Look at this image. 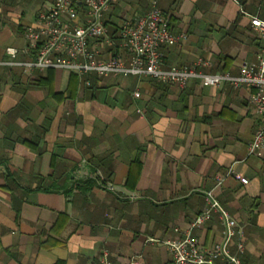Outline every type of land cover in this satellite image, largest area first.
I'll return each mask as SVG.
<instances>
[{
    "label": "crops",
    "instance_id": "obj_1",
    "mask_svg": "<svg viewBox=\"0 0 264 264\" xmlns=\"http://www.w3.org/2000/svg\"><path fill=\"white\" fill-rule=\"evenodd\" d=\"M52 1L0 0V59L6 47L27 48L17 58H32L24 30ZM149 7L110 5L109 35ZM158 7L170 31L185 35L161 46L165 67L200 59L203 72L237 75L256 61L263 41L250 20L264 19V0ZM112 37L118 43L117 32ZM250 92L196 79L180 89L147 76L0 68V264H98L103 250L115 264H167L159 241L182 236L208 194L236 220L242 259L264 264V142L249 152L260 123ZM222 228L212 213L191 234L208 248Z\"/></svg>",
    "mask_w": 264,
    "mask_h": 264
},
{
    "label": "built area",
    "instance_id": "obj_2",
    "mask_svg": "<svg viewBox=\"0 0 264 264\" xmlns=\"http://www.w3.org/2000/svg\"><path fill=\"white\" fill-rule=\"evenodd\" d=\"M117 1L53 0L50 7L37 14L34 26L24 30L23 37L28 41V48L33 50L32 58H17L21 53H28L27 48L6 47V56L0 59V68L18 66L26 72L57 69L71 71L78 76H147L180 89L191 79L206 87L222 84L233 88L246 86L251 90L249 103L260 120L248 145L249 152L257 153L264 142V19L253 17L250 20L263 41L256 61L244 63L237 75L207 73L200 68L208 63L200 59L189 67L163 65L161 46L178 43L185 39V35H175L170 31L158 7V0H149L150 7L146 13L121 21L116 43L108 33L104 13ZM105 47L108 51L103 56L102 49ZM120 51L127 56L126 60ZM85 84L89 85V81L85 80ZM133 95L138 97L139 93L134 92ZM138 112L142 114L140 110ZM230 172L239 182H248L239 173ZM104 186L112 190L110 183ZM208 196L207 206L195 215L182 236L159 241L170 254L167 264H253L241 257L244 242L236 220L215 197ZM212 213H216L222 223L221 238L214 245L201 248L191 230L208 220ZM98 264L115 263L109 259L108 251L103 250ZM129 264H136V261L132 260Z\"/></svg>",
    "mask_w": 264,
    "mask_h": 264
},
{
    "label": "trees",
    "instance_id": "obj_3",
    "mask_svg": "<svg viewBox=\"0 0 264 264\" xmlns=\"http://www.w3.org/2000/svg\"><path fill=\"white\" fill-rule=\"evenodd\" d=\"M117 32V39H118V30L116 29V30H114V34ZM114 34L113 35H111V37L112 36H114ZM113 38V37H112ZM114 39V38H113ZM53 264H63V261H61V260H57V261H55Z\"/></svg>",
    "mask_w": 264,
    "mask_h": 264
}]
</instances>
